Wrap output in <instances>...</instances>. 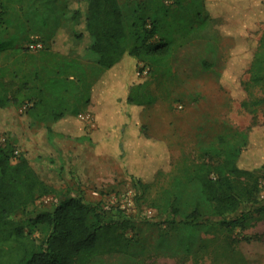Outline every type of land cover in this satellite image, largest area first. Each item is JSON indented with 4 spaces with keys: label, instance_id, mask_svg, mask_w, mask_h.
<instances>
[{
    "label": "rangeland",
    "instance_id": "374dc122",
    "mask_svg": "<svg viewBox=\"0 0 264 264\" xmlns=\"http://www.w3.org/2000/svg\"><path fill=\"white\" fill-rule=\"evenodd\" d=\"M120 1L129 8L134 5L132 0ZM88 4L89 0H62L66 11L63 24L49 37L39 32L21 33L11 24L5 30L7 48L0 53V76L8 78L15 72L18 81L26 79L46 90L53 77L81 87V112L63 125L55 126L51 119H33L27 104L0 108V145L11 143L16 157H26L40 177L56 189L28 210H52L62 196L70 195L134 218V226L128 230L133 238L130 251L102 255L90 264H264V219L245 229L209 234L205 247L186 255L175 248L178 228L168 219L162 197V188L173 186L181 177L180 209L188 212L198 206L206 217L214 218L211 204L197 184L187 179L186 171L209 158L223 157V151L241 145L247 133L248 144L243 149L249 158L247 166L264 163V84L251 85L248 92L251 57H243L246 53L240 51L247 45L252 55L257 46L264 31V0H207L222 32L205 25L187 35L170 59L173 76L153 77L151 87L159 99L137 111L135 118L148 126L153 139L163 143L167 157L162 170L146 168L143 182L149 187L145 192L132 179L133 161L124 169L114 155L99 151L93 139L111 135L107 130L112 129L114 118L124 115L125 104L115 112L105 109L99 96L86 103L91 85L103 70L99 56L92 51L95 39L86 28ZM35 40L43 43L41 49L29 48ZM141 67L133 66L135 75H126L122 90L128 81L148 77ZM245 101L249 103L245 105ZM259 197L264 198V180ZM25 216L18 212L13 217L20 220ZM33 236L43 243L45 227H35Z\"/></svg>",
    "mask_w": 264,
    "mask_h": 264
},
{
    "label": "trees",
    "instance_id": "16d2710c",
    "mask_svg": "<svg viewBox=\"0 0 264 264\" xmlns=\"http://www.w3.org/2000/svg\"><path fill=\"white\" fill-rule=\"evenodd\" d=\"M132 1L134 5L129 8L120 0H89L86 28L95 39L92 51L99 56L98 64L103 70L91 85L86 103L89 105L91 98L99 96L105 109L115 112L125 104L124 115L110 121L114 130L107 131L111 135L93 139L99 151L114 155L124 169L133 161L132 179L145 192L149 187L148 182H143L146 168L149 165L162 170L167 151L163 143L150 136L147 125L136 121L135 113L158 101L159 95L151 87L153 77L173 76L170 59L186 42L184 38L205 25L222 32V25L211 15L207 0ZM65 14L62 0H0V53L7 48L4 35L9 24L21 33L39 32L49 37L61 28ZM250 49L247 45L240 49L246 53L243 57H251L248 92L251 85L264 84V31L252 55L248 54ZM140 64L148 77L128 81L122 90L126 75H135L133 66ZM204 64L211 67L210 63ZM10 75L0 76V108L27 104L30 117L51 119L55 126L81 112V87L76 82L53 77L46 90L26 79L18 81L15 72ZM105 81L109 82L107 87H100ZM248 139L247 133L245 141L227 147L223 157L209 158L186 171L187 179L197 184L205 201L211 204L214 218L206 217L198 206L188 212L180 209L183 178L162 188L168 219L178 228V252L192 255L206 246L207 235L231 232L237 227L245 229L264 219V198L259 197L264 163L247 166L249 158L243 149ZM14 152L11 143L0 145V264H90L102 255L130 251L133 238L128 230L135 219L121 210H108L70 195L62 196L52 210H28L56 189L40 177L26 157H16ZM262 155L264 160V151ZM158 159L160 164L156 163ZM18 212L26 216L16 220L13 216ZM38 225L46 229L41 244L33 236Z\"/></svg>",
    "mask_w": 264,
    "mask_h": 264
},
{
    "label": "built area",
    "instance_id": "2783aa9c",
    "mask_svg": "<svg viewBox=\"0 0 264 264\" xmlns=\"http://www.w3.org/2000/svg\"><path fill=\"white\" fill-rule=\"evenodd\" d=\"M43 47V43L39 40H35L29 44V48L32 50H39Z\"/></svg>",
    "mask_w": 264,
    "mask_h": 264
}]
</instances>
